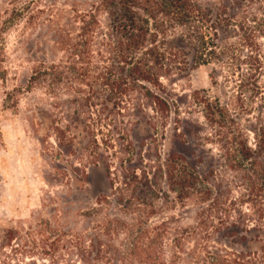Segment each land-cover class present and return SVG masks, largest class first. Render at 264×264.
I'll list each match as a JSON object with an SVG mask.
<instances>
[{
	"label": "trees",
	"instance_id": "obj_1",
	"mask_svg": "<svg viewBox=\"0 0 264 264\" xmlns=\"http://www.w3.org/2000/svg\"><path fill=\"white\" fill-rule=\"evenodd\" d=\"M75 20V36L59 41L68 66L33 71L50 109L31 123L69 192L88 190L100 165L108 187L85 208L84 232L55 234L41 216L28 227L35 246L57 258L69 248L80 264H264V0H86ZM208 64L227 99L164 83ZM198 106L209 133L190 140L182 114ZM143 117L157 135L173 121L179 146L139 153L128 122ZM177 205L192 224L173 226L166 211Z\"/></svg>",
	"mask_w": 264,
	"mask_h": 264
},
{
	"label": "rangeland",
	"instance_id": "obj_2",
	"mask_svg": "<svg viewBox=\"0 0 264 264\" xmlns=\"http://www.w3.org/2000/svg\"><path fill=\"white\" fill-rule=\"evenodd\" d=\"M85 2L0 0V22H11L0 39V264H80L69 248L61 251L62 257L45 254V249L35 246L28 227L35 226L38 218L46 216L52 218L51 227L57 229L55 234L71 230L82 233L87 224L85 208L108 187L104 166L100 165L90 171L88 190L79 188L69 192L66 184L53 177L54 164L42 144L45 131L31 123L36 111L50 109L46 90L30 80L33 71L43 63L68 66L69 54L59 41H70L75 36L78 27L75 14L85 8ZM214 68L212 64L202 65L183 78L164 83L178 93L200 91L201 95L206 92L212 99H227L224 95L229 89L223 79H219L218 86L212 83ZM183 112V118L188 121L186 127L192 130L190 140H195L199 132L209 133L202 108L195 107L191 114ZM128 124L141 154L147 155L154 145L162 154L179 146L171 120L167 129L162 128L158 135L144 117L137 122L129 120ZM75 131L80 149L87 142L86 134L81 128ZM212 148L208 143L206 149ZM188 210L192 214V209ZM166 212L167 216H174L175 227L192 224L191 214L185 215L179 205ZM16 229L23 241L14 238L7 243L9 231ZM50 232L48 229V235L54 238V233ZM122 240L121 237L115 245L121 250V256ZM169 256L167 253V259ZM112 264L122 263L115 259Z\"/></svg>",
	"mask_w": 264,
	"mask_h": 264
}]
</instances>
